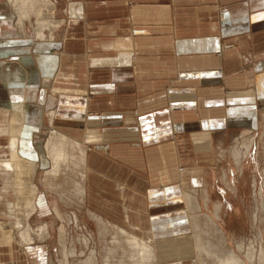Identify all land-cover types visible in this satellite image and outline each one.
I'll list each match as a JSON object with an SVG mask.
<instances>
[{
    "label": "crops",
    "instance_id": "0c3cea01",
    "mask_svg": "<svg viewBox=\"0 0 264 264\" xmlns=\"http://www.w3.org/2000/svg\"><path fill=\"white\" fill-rule=\"evenodd\" d=\"M65 4L68 18H61ZM20 108L24 125L16 133ZM185 135L199 161L213 156L214 135H241L229 151L218 144L229 161L221 180L236 193L253 135H262L264 148V0H0V174L13 172L16 182L37 188L14 203L26 216L16 210L11 218L30 222L51 210L54 218L81 223L78 211L65 215L62 200L85 207L98 230L101 219L151 243L156 264H223L227 252L240 256L246 243L229 245L227 207L213 201L211 172L198 160L180 169ZM63 138L80 146L63 142L61 149ZM257 157L261 166L259 149ZM25 163L30 169L21 172ZM41 167L47 169L38 183ZM260 169V184L253 178L256 229L264 212ZM80 181L83 198L75 193ZM44 189L58 198L49 204ZM99 189L122 200L124 216L108 199L107 208L87 206ZM53 223L44 222L48 238ZM3 226L0 241L9 236L11 256L0 264H65L61 243L57 262L33 229L24 242ZM198 237L217 256L200 254ZM16 245L24 251L18 260ZM252 248L264 251L262 230Z\"/></svg>",
    "mask_w": 264,
    "mask_h": 264
},
{
    "label": "rangeland",
    "instance_id": "374dc122",
    "mask_svg": "<svg viewBox=\"0 0 264 264\" xmlns=\"http://www.w3.org/2000/svg\"><path fill=\"white\" fill-rule=\"evenodd\" d=\"M67 5L65 4L63 9H61V18H68L67 12L64 10ZM32 29H30L31 31ZM19 59V58H18ZM42 90L39 91L41 94ZM255 139L254 151L253 154L247 159L246 164L249 166V169L246 170L244 178H241V182L235 181L238 189L235 192H232L228 189L221 180V177L224 174V171L228 170L229 161L223 157L221 153V149H219V142L223 140L224 148L228 151L230 148L236 144V139L240 138L241 135H214L215 140V149L213 156L209 158H204L202 161H199L198 157L195 156L196 150L193 146V141L190 136L185 135L183 138H179V151L182 155V164L179 165L180 169L184 170L187 163H195L197 160L201 164V166H205L208 171L211 172V180L216 184V187L213 189L212 198L213 201L221 199L224 204L226 205L227 209H224L223 213V225L227 229L228 235L231 236V241L229 245L232 247L236 245V242L244 239L246 246L244 247V251L239 253L242 258L240 263L246 264L245 261L248 263L247 257L249 254H252V240L256 239V234H258L261 230L264 234V212L262 213L263 219L260 222V229L254 228L252 225L251 219V212L252 208L256 205V201L254 198L253 192V178H256L259 181L262 180V172L260 167L264 168V148H263V141L262 135H253ZM3 138V137H1ZM45 136H43V139ZM64 139V138H63ZM175 139V138H173ZM4 139H0V144L4 145ZM66 141V139H64ZM176 140V139H175ZM260 144V145H259ZM260 150V164L257 157V151ZM218 150V151H217ZM191 158L190 160L186 159ZM185 158V159H184ZM198 164V163H197ZM5 165H7L5 163ZM8 167V165H7ZM47 169V168H46ZM44 168H40L38 170L37 177L35 180L40 183L41 176L43 171L46 170ZM23 175V173H20ZM0 227L4 228L3 225L12 226V230L17 231L18 234L22 236V233L25 234L24 242H29L32 240L31 232L32 229L34 231V239L37 244L42 246H46L50 249L53 253L55 260L58 262L59 258V243H61V260H65V264H136L137 260L132 258V254L134 251L132 250V246L128 243L125 235H121L119 233L120 228L117 226H111L105 221L101 219H96L100 230L97 229L95 222L89 217L88 213L86 212L85 207L82 210L77 209L75 206H68L65 205L64 202L59 201L60 207L66 213L65 215L73 214L74 211H78L81 218V223L79 221L73 220H66L62 221L60 218L55 217V214H52L51 210L46 211L45 214L39 216L34 214L33 217L30 219V222L26 219L16 218L13 219L14 211L17 209L14 208V203H16L17 199H25L26 196L32 197V188L29 186H25V181H15V174L10 171H5L0 174ZM177 180H181L176 178ZM187 180V178L185 179ZM188 181V180H187ZM183 182V181H181ZM79 183V182H77ZM81 183V181H80ZM219 183V184H218ZM18 184V185H17ZM22 184V186H20ZM28 185V184H27ZM220 185V187H218ZM89 187V185H88ZM36 188V187H35ZM33 187V189H35ZM137 188V187H136ZM91 190V189H90ZM133 188H130V191L133 192ZM76 191V186H75ZM37 192V188L35 189L34 195ZM145 192V189L142 190ZM77 194V192H75ZM41 194H47V201L50 204V201H54L55 198L57 199L58 196L55 193H46V190H42ZM96 194L98 195L97 201H92L88 199L87 206L96 209L103 206L107 208V206L102 202L104 199H108L119 206V210H121V216H124V212L122 211V200L120 198H116L109 193H105L102 189H99ZM33 195V196H34ZM78 195V194H77ZM79 196V195H78ZM179 199V198H178ZM177 199V200H178ZM11 201V203H10ZM179 207H182V200L177 201ZM25 207V206H24ZM99 209V210H100ZM19 215L24 214L26 216V210L22 211L18 208ZM17 210V211H18ZM22 211V212H21ZM208 212L207 210H204ZM264 211V210H263ZM109 215V214H108ZM110 216V215H109ZM112 218V216H110ZM41 218V219H40ZM49 222L53 223V228L51 229V236L44 235V231H46L47 224L42 223ZM55 220V221H54ZM199 223V222H197ZM61 226V237H59L58 229ZM199 229L201 225L199 224ZM28 232H27V231ZM30 233V234H29ZM28 234L27 237L26 235ZM8 235L6 239H3L0 245L1 249V256L0 259L2 260H9L11 253L8 249V245H6V241L8 239ZM117 237L120 241L117 242ZM46 239V240H45ZM45 240V241H43ZM61 240V242H60ZM5 242V243H4ZM5 244V245H4ZM16 251H14V256L18 260L19 253L23 254V249L19 248L16 245ZM205 248V247H202ZM256 259L254 264H257V260L259 264H264V251L263 249L260 252H256ZM262 253V254H261ZM213 256H217L218 253H214L211 251ZM228 254H235L234 252H227L223 254V264H228L225 261V255ZM257 255H259L257 257ZM9 256V257H8ZM240 257L239 255H237ZM13 257V256H12ZM11 257V258H12ZM64 257V258H63ZM261 257V258H260ZM7 258V259H5ZM20 258V257H19ZM148 260V259H146ZM108 261V262H107ZM150 262L147 264H153L151 257L149 259ZM177 262H166L165 264H176ZM185 264H193L192 259H187L184 261ZM206 263V261H205ZM208 263V262H207Z\"/></svg>",
    "mask_w": 264,
    "mask_h": 264
},
{
    "label": "bare ground",
    "instance_id": "6f19581e",
    "mask_svg": "<svg viewBox=\"0 0 264 264\" xmlns=\"http://www.w3.org/2000/svg\"><path fill=\"white\" fill-rule=\"evenodd\" d=\"M49 2V1H48ZM25 6V5H24ZM23 13V12H22ZM30 13V12H29ZM25 17V16H24ZM21 22V21H20ZM45 36V35H44ZM23 113H22V109L20 108V109H18L17 110V112H16V119H15V123L13 124V130H14V132H16V133H19L20 131H21V129H22V126L24 125L23 124V120H24V118H23ZM52 118V117H51ZM12 133H13V131H11ZM18 135V134H17ZM14 136V135H13ZM16 136V135H15ZM15 141V140H14ZM71 143L72 145H75L76 147H77V145H79L78 143H75V142H68V140H63V139H61V143ZM51 143V142H50ZM64 143H63V145L61 144H59L61 147V149H62V147L64 148L65 146H64ZM17 144V143H16ZM13 145V144H12ZM54 147H52V148H55L56 149V145H53ZM80 146V145H79ZM58 148H59V146H58ZM67 148V147H66ZM83 149V148H82ZM47 150H49V149H47ZM55 151V150H54ZM56 151H60V149L59 150H56ZM55 151V152H56ZM63 151V150H62ZM76 151H78V150H76ZM57 153H59V152H57ZM62 153V152H61ZM73 153V152H72ZM81 155H83L82 156V163L84 162V155H85V151L84 150H82L81 151ZM3 161V160H2ZM13 162H15L14 160H12ZM23 161V160H22ZM52 161V160H51ZM11 162V161H10ZM10 162H8V161H6V164L8 165V168H10L11 166H9V164H10ZM81 162V161H80ZM5 163V162H4ZM12 163V162H11ZM81 164V163H80ZM11 165V164H10ZM13 166H14V164H13ZM20 166V163H18L17 162V164L15 165V167H17V168H20L19 167ZM14 170H15V168H13ZM27 169H30V167H29V163H25V165H23L22 167H21V170H23V171H21V172H24V171H26ZM32 169V168H31ZM10 170V169H9ZM18 170H20V169H18ZM12 171V170H11ZM20 172V171H19ZM26 173V172H25ZM28 174V173H27ZM25 175V174H24ZM82 176V175H81ZM21 177V176H20ZM60 177V176H59ZM58 178V177H57ZM20 179V178H19ZM30 179V178H29ZM28 179V180H29ZM45 179V178H44ZM28 184V183H27ZM30 184V183H29ZM32 186H34V185H31V188H32ZM36 187V186H35ZM34 187V188H35ZM36 189V188H35ZM35 189H31V190H34V191H32V196L34 195V193L33 192H35ZM76 192H77V194L80 196V197H82L83 198V194H84V185H83V182H79V183H77L76 184ZM36 194V193H35ZM188 197H189V195H188ZM32 202V201H31ZM33 204V203H32ZM30 205H31V203H30ZM32 206V205H31ZM33 207V206H32ZM195 228H198L199 227V223H197V221H196V223H195ZM27 231V230H26ZM28 232V231H27ZM119 233L121 234V235H125L126 236V239L128 240V243L132 246V250L134 251V253L132 254L133 256H132V258L133 259H136L137 260V263L136 264H147V262H150L149 261V259H150V257H151V260H152V263L153 264H156V257H155V251H154V249H153V246H152V244L151 243H149V242H147V241H145V240H143V239H140L138 236H135V235H133V234H130V233H128L127 231H125L124 229H122V228H120V230H119ZM25 234L26 233H22V236L24 237V239H25ZM30 234V233H29ZM31 235V234H30ZM27 237H29L28 236V234L26 235ZM30 238V237H29ZM114 238H116V241L117 242H119L120 240L117 238V237H114ZM145 238V237H144ZM23 239V240H24ZM146 239V238H145ZM26 240V239H25ZM197 243H198V250L200 251V254H202L203 252H206V254H209L210 256L212 255L211 254V250H209L208 248H201V247H203V246H201L199 243H200V237H198V240H197ZM262 254V253H261ZM228 254H226L225 255V261H227V263L228 264H242V263H240V260H241V258L240 257H238L237 255H235V254H230L229 256H227ZM259 255H257V257H258ZM256 257V253H254V251L252 252V254H249L248 255V258H249V260H250V262H254L255 261V258ZM261 258V257H260ZM262 258H264L263 256H262ZM146 259H148V260H146ZM108 262V261H107ZM151 264V263H150ZM202 264H206L205 263V260L204 261H202ZM252 264H254V263H252Z\"/></svg>",
    "mask_w": 264,
    "mask_h": 264
}]
</instances>
